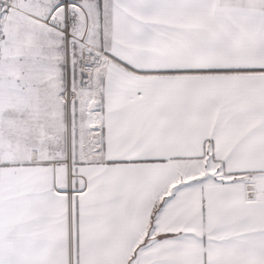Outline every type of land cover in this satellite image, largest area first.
<instances>
[{
  "label": "snow or ice",
  "instance_id": "1",
  "mask_svg": "<svg viewBox=\"0 0 264 264\" xmlns=\"http://www.w3.org/2000/svg\"><path fill=\"white\" fill-rule=\"evenodd\" d=\"M0 264H264V0H0Z\"/></svg>",
  "mask_w": 264,
  "mask_h": 264
}]
</instances>
